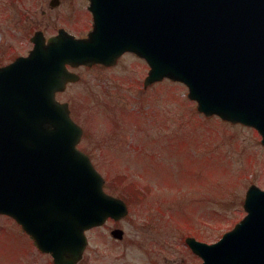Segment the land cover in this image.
I'll return each instance as SVG.
<instances>
[{
    "label": "water",
    "instance_id": "95a60500",
    "mask_svg": "<svg viewBox=\"0 0 264 264\" xmlns=\"http://www.w3.org/2000/svg\"><path fill=\"white\" fill-rule=\"evenodd\" d=\"M91 8L88 37L60 29L47 42L37 32L30 56L0 67V213L55 264H76L85 230L129 212L78 149L83 128L57 99L80 78L68 64L113 65L132 51L150 66L145 86L185 82L201 112L257 128L264 144V0H92ZM244 203L248 214L220 241L187 239L203 264H264V189L251 184Z\"/></svg>",
    "mask_w": 264,
    "mask_h": 264
},
{
    "label": "rangeland",
    "instance_id": "374dc122",
    "mask_svg": "<svg viewBox=\"0 0 264 264\" xmlns=\"http://www.w3.org/2000/svg\"><path fill=\"white\" fill-rule=\"evenodd\" d=\"M50 1L26 0L23 7L22 0H1L0 65L9 62L6 50L27 51L36 30L52 35L64 26L84 34L91 26L76 15L82 0L55 8ZM148 71L145 60L128 53L112 67L80 68L81 79L60 93L84 127L79 146L107 177L108 190L121 196L136 181L147 193L124 220L90 230L81 264H202L186 237L219 241L246 215L249 186L264 189L259 132L200 114L184 83L164 79L144 88ZM117 177L125 179L120 186ZM114 224L125 230L122 240L112 238ZM48 261L19 222L0 214V264Z\"/></svg>",
    "mask_w": 264,
    "mask_h": 264
},
{
    "label": "flooded vegetation",
    "instance_id": "af4514ba",
    "mask_svg": "<svg viewBox=\"0 0 264 264\" xmlns=\"http://www.w3.org/2000/svg\"><path fill=\"white\" fill-rule=\"evenodd\" d=\"M12 1H14V0H12ZM16 1H19V0H16ZM0 2H1V0H0ZM22 2H23V7H25L26 0H22ZM89 3H90V0H82V5H80L79 7L75 8L76 15L77 16H81L82 18H84V16H85L86 18H89L90 20H92L93 19L92 18L93 15H92V12L90 10ZM5 9H6L5 7L0 5V13H5L6 11L5 12L2 11V10H5ZM46 12L47 11L44 10V14H46ZM23 14H24V20L30 21L31 15H29V12L24 11ZM90 30L88 29V31L84 32V34H80L79 36L80 37H85V35H87ZM31 39H32V35L29 37L30 42H32ZM33 45H34V42L31 43V47L25 52H16L14 48L6 50V53H9L8 54V56H9L8 61L11 62L12 60H15L16 58L20 57L21 55H28L30 53L29 51L32 49ZM70 68L73 69V71H75V70L79 71L80 68H82V66L78 67V68H75V69L72 68V67H70ZM115 183L117 185H120V184H122V180H120V178H116L115 179ZM111 223H113L112 220H109L103 226L109 225ZM47 255L49 256V254H47ZM83 260H84V258H83ZM83 260L80 261L78 264H81L83 262ZM23 263H24V261H23ZM47 264H51V261H48Z\"/></svg>",
    "mask_w": 264,
    "mask_h": 264
},
{
    "label": "trees",
    "instance_id": "16d2710c",
    "mask_svg": "<svg viewBox=\"0 0 264 264\" xmlns=\"http://www.w3.org/2000/svg\"><path fill=\"white\" fill-rule=\"evenodd\" d=\"M136 185H132L131 189L129 192H127L126 194L121 195L122 197L124 196L125 198H127L129 200V202L131 201V198H141L140 197V193L139 190L137 189V187H135Z\"/></svg>",
    "mask_w": 264,
    "mask_h": 264
}]
</instances>
